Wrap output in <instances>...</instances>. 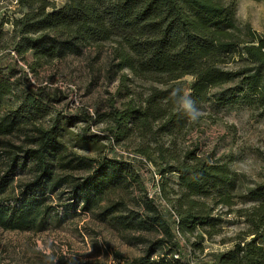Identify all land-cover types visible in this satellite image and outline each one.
Segmentation results:
<instances>
[{
	"label": "trees",
	"instance_id": "trees-1",
	"mask_svg": "<svg viewBox=\"0 0 264 264\" xmlns=\"http://www.w3.org/2000/svg\"><path fill=\"white\" fill-rule=\"evenodd\" d=\"M59 1L18 0L23 13L12 22L19 34L14 50L30 53L34 68L77 55L85 47L110 44V66L120 78V106L112 101L98 114L95 122H105L104 134L83 133L77 141L81 147L101 139L134 146L137 156L153 164L155 184L176 214L169 222L143 192L142 213L114 217L124 230L161 236L149 244L146 255L128 264H197L193 253L203 255L204 240L218 234L223 223L214 213L217 207L225 208L224 214L235 213L245 229L233 247L210 253V263L201 264H264V182L239 190L226 160L200 155L196 146L181 153L175 147L176 135L194 113L184 102L196 111L205 103L244 106L264 119V34L237 22L236 0ZM15 71L0 67V229L42 230L60 218L59 210L65 215L79 212L77 208L90 212L112 189L134 185L142 190L132 161L66 152L61 137L69 134L77 116L60 119L58 114L46 120L52 111L44 97L55 99L41 88L31 89L23 77H13ZM185 77L191 78L188 87ZM134 81L147 85L132 89L128 83ZM154 152L158 159L151 157ZM77 168L86 174H61ZM20 174L26 177L20 179ZM64 186L72 202L59 209L52 205L53 195ZM240 203L250 206L235 207ZM115 209L108 205L99 215ZM181 236L194 238L187 239V252ZM156 249L162 255L150 260Z\"/></svg>",
	"mask_w": 264,
	"mask_h": 264
},
{
	"label": "rangeland",
	"instance_id": "rangeland-1",
	"mask_svg": "<svg viewBox=\"0 0 264 264\" xmlns=\"http://www.w3.org/2000/svg\"><path fill=\"white\" fill-rule=\"evenodd\" d=\"M60 2L57 0L56 3ZM236 8L235 17L240 25L248 23L251 29L264 34V0H236ZM22 13L18 0H0V67L13 66L17 70L13 77H23L31 89L41 88L55 99L44 97L52 111L46 120L58 114L60 119L63 115L77 116V122L67 128L69 134L61 137L66 152L84 157H124L133 162L144 184L142 190L133 185L108 191L99 206L90 212L77 208L79 212L65 215L59 210L57 217L60 218L52 220L42 230L13 232L0 229V264H128L146 255L149 244L161 236L155 232L124 230L114 217L142 213L139 199L143 192L157 203L169 222L176 214L171 202L163 197L155 184L158 177L154 175L153 164L144 155L137 156L134 146L116 145L111 140L101 139L95 146L81 147L77 141V136L83 133L104 134L105 122H95L98 114L107 111L112 101L120 106L121 91L117 92L121 88L120 78L110 66L111 46L85 47L77 55L31 68L34 60L31 54L20 55L13 48L19 34L12 22ZM182 82L188 87L191 78L185 77ZM129 84L136 90H143L147 85L138 81ZM184 93L187 97L189 89L186 88ZM197 114L196 119L188 118L185 127L176 135V150L181 153L196 146L200 155L226 160L236 174L239 190L264 182V119L257 118L244 106L216 107L208 103L199 106L191 115ZM86 128L88 130L84 132ZM13 140V143L20 144L19 139ZM151 157L158 159L159 155L154 152ZM61 174L83 177L86 170L77 168ZM19 176L24 179L26 174ZM67 191L66 186L58 190L53 195L52 205L58 204L61 209L64 204L72 202L67 199ZM108 205H116L113 214L100 216ZM248 206L245 203L235 205L237 208ZM224 211L223 207L214 210L223 218V223L218 234L203 242L202 254L207 256L197 251L193 253L197 264L210 263V253L229 250L245 229L235 213L224 214ZM187 239L193 241L194 238L181 236L182 249L186 252ZM162 253L161 249H156L149 259H159Z\"/></svg>",
	"mask_w": 264,
	"mask_h": 264
},
{
	"label": "clouds",
	"instance_id": "clouds-1",
	"mask_svg": "<svg viewBox=\"0 0 264 264\" xmlns=\"http://www.w3.org/2000/svg\"><path fill=\"white\" fill-rule=\"evenodd\" d=\"M184 107L186 110H189L190 112H196V109L192 107L191 103L186 102ZM197 117H198V114L189 116L190 119H196Z\"/></svg>",
	"mask_w": 264,
	"mask_h": 264
},
{
	"label": "built area",
	"instance_id": "built-area-1",
	"mask_svg": "<svg viewBox=\"0 0 264 264\" xmlns=\"http://www.w3.org/2000/svg\"><path fill=\"white\" fill-rule=\"evenodd\" d=\"M174 256H176V255H174ZM177 257V256H176Z\"/></svg>",
	"mask_w": 264,
	"mask_h": 264
}]
</instances>
